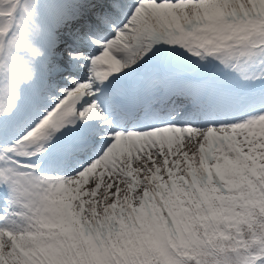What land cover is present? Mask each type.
I'll use <instances>...</instances> for the list:
<instances>
[{
	"label": "snow or ice",
	"instance_id": "1",
	"mask_svg": "<svg viewBox=\"0 0 264 264\" xmlns=\"http://www.w3.org/2000/svg\"><path fill=\"white\" fill-rule=\"evenodd\" d=\"M0 264H264V0H0Z\"/></svg>",
	"mask_w": 264,
	"mask_h": 264
}]
</instances>
